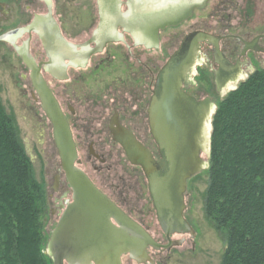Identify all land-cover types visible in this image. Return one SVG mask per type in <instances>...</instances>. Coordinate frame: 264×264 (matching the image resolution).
<instances>
[{
	"label": "flooded vegetation",
	"instance_id": "flooded-vegetation-1",
	"mask_svg": "<svg viewBox=\"0 0 264 264\" xmlns=\"http://www.w3.org/2000/svg\"><path fill=\"white\" fill-rule=\"evenodd\" d=\"M23 1L26 5L20 13L21 21L30 10L41 8L40 5L46 13L25 20V27L11 33L8 41L28 71L31 86L30 61L38 67L47 86L46 79L52 81L53 90L48 88L71 134L77 168L91 165L94 175L80 170L96 190L144 230L155 244L169 246L168 250L148 247L144 256L135 259L130 255L122 257L135 264L169 263L172 251L184 244L178 237L196 236L186 217V203L183 218L193 236H166L158 225L142 170L129 162L120 140L129 135L154 159L158 158L149 121L159 72L158 52L168 54L178 36H182L179 46L184 38L197 33L216 39L221 65L214 57L212 46L205 43L199 46L200 63L187 90L197 101L210 100L215 106L217 99L236 90L254 73L264 71V0ZM158 19L181 21L157 31ZM144 26L149 27L147 34H142ZM22 35L26 39L16 48L14 40ZM34 48L42 52H38V60L32 55ZM168 59L167 56L163 66ZM34 93L32 97L38 100ZM122 163L130 170L129 175L114 172V166ZM106 165L108 175L101 173ZM51 180L48 191L45 183L42 184L44 203L40 225L46 248L51 242L76 244L102 239L93 236L86 227L88 214L81 209L87 199L72 189L60 168V160ZM77 255L76 251L72 252L74 259Z\"/></svg>",
	"mask_w": 264,
	"mask_h": 264
},
{
	"label": "water",
	"instance_id": "water-1",
	"mask_svg": "<svg viewBox=\"0 0 264 264\" xmlns=\"http://www.w3.org/2000/svg\"><path fill=\"white\" fill-rule=\"evenodd\" d=\"M180 21L158 19L157 31L176 26ZM141 29L142 34H147L149 27ZM201 43L214 48V57L221 65L216 39L197 33L184 38L158 72L156 91L149 109L150 132L157 146L158 158L154 159L129 135L120 140L129 162L142 170L158 225L166 236H193L183 218L187 182L209 166L202 155L209 158L211 122L216 107L210 100L197 101L187 93L192 85L194 69L200 63ZM28 68L41 111L52 129L60 168L72 189L87 199L81 209L88 214L86 227L92 230L93 236L102 238L76 244L51 242L47 245L46 254L52 264H71L74 261L81 264H121L122 256L130 255L134 259L144 256L148 247L168 250V245L155 244L144 230L103 197L77 168L76 149L67 123L50 89L42 80L38 67L30 61ZM97 229L99 231L95 234ZM75 251L78 255L74 259L72 252Z\"/></svg>",
	"mask_w": 264,
	"mask_h": 264
},
{
	"label": "trees",
	"instance_id": "trees-1",
	"mask_svg": "<svg viewBox=\"0 0 264 264\" xmlns=\"http://www.w3.org/2000/svg\"><path fill=\"white\" fill-rule=\"evenodd\" d=\"M211 127L204 212L226 245L221 264H264V71L217 101ZM43 196L0 98V264H51Z\"/></svg>",
	"mask_w": 264,
	"mask_h": 264
},
{
	"label": "rangeland",
	"instance_id": "rangeland-1",
	"mask_svg": "<svg viewBox=\"0 0 264 264\" xmlns=\"http://www.w3.org/2000/svg\"><path fill=\"white\" fill-rule=\"evenodd\" d=\"M25 5L26 3L23 0H0V98L6 112L14 121L18 140L31 162L34 179L39 184L45 183L48 191L52 183L51 179L59 167V157L53 143L52 129L40 109L39 101L32 97L31 93H34V89L28 81V71L22 64L20 57L11 49L8 41L11 33L25 27V20L30 19L31 21L33 16H43L46 13V9L40 5L41 8L34 12L30 10L25 15V20L21 21L20 13ZM79 12H85V10H79ZM32 37L35 41V36ZM25 39L26 36L24 35L16 38L14 40L15 47L20 48ZM181 39L182 36L174 38V45L168 50V54L158 52V71L165 63L167 56L169 58L176 51ZM34 50L35 53L33 52L32 55L38 60L37 54L41 51L35 48ZM23 76L26 78L23 79ZM46 82L49 88L53 90L52 81L46 79ZM34 96L37 97L35 93ZM223 97L216 101H221ZM215 107L217 108V102ZM79 154L83 158L82 152L79 151ZM202 158L206 161L209 159L204 155H202ZM95 166L99 167L100 165L96 164ZM114 167V172L118 175L130 174V170L125 163ZM79 168L88 174L94 175L93 168L89 164H82ZM103 168L101 173L108 175L107 165ZM123 172L125 173L123 174ZM207 186L206 170L187 182L185 194L186 217L194 228L196 236L194 239L190 236L178 237L184 240V244L172 251L171 261L167 264L222 263L226 245L219 232L206 219L204 212V196ZM157 229L160 230L159 227ZM42 252L46 255V245H43ZM166 257L167 255L162 259L165 260ZM122 263L135 264L126 256L122 257Z\"/></svg>",
	"mask_w": 264,
	"mask_h": 264
},
{
	"label": "bare ground",
	"instance_id": "bare-ground-1",
	"mask_svg": "<svg viewBox=\"0 0 264 264\" xmlns=\"http://www.w3.org/2000/svg\"><path fill=\"white\" fill-rule=\"evenodd\" d=\"M160 20V19H159Z\"/></svg>",
	"mask_w": 264,
	"mask_h": 264
}]
</instances>
